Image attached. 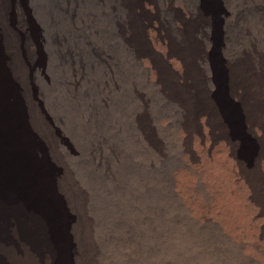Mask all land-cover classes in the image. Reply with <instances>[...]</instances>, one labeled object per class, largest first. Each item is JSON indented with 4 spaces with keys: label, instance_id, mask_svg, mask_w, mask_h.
<instances>
[{
    "label": "bare ground",
    "instance_id": "obj_1",
    "mask_svg": "<svg viewBox=\"0 0 264 264\" xmlns=\"http://www.w3.org/2000/svg\"><path fill=\"white\" fill-rule=\"evenodd\" d=\"M0 264H264V0H0Z\"/></svg>",
    "mask_w": 264,
    "mask_h": 264
}]
</instances>
